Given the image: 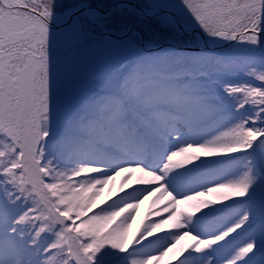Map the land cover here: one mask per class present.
I'll list each match as a JSON object with an SVG mask.
<instances>
[{
    "label": "trees",
    "instance_id": "trees-1",
    "mask_svg": "<svg viewBox=\"0 0 264 264\" xmlns=\"http://www.w3.org/2000/svg\"><path fill=\"white\" fill-rule=\"evenodd\" d=\"M24 1L36 10L45 7L65 14L80 0ZM88 1L105 10L118 0ZM131 1L150 5L148 0ZM160 2L158 6L172 9L182 22L197 26L205 35L221 29L240 31L264 7V0ZM0 9L52 30L34 15L5 7L1 1ZM110 12L112 15L105 21L110 29L119 32L135 27L143 36L144 51L115 63L114 70L111 68L112 75L120 76L128 103L111 86L82 82V90L89 96L77 102L74 99L54 111V117L62 124L61 131L42 117L59 94L61 83L46 98L42 88L54 64L63 57L65 39L48 35L45 40L34 41L0 31V57L40 52L42 61L32 84V106L20 110L23 120H19L16 108L12 109V130L7 117L0 119V213L5 218L6 205L19 204L17 217L25 216L13 226L27 231L18 247L12 240L3 242L6 253L16 264H75L66 249H48V244H42L44 234L33 225L39 211L27 213L24 204L31 191L52 217L55 213L49 205L56 208L57 201H62L58 210L77 218L74 226L84 229L86 236L81 244L91 248V256L106 257L117 242L121 254L112 264L169 263L178 249L158 228L155 213L148 207L132 243L125 249L139 213L138 206L126 196L130 177L121 170L123 158L116 152L140 148L138 129L146 134L155 131L142 115V103L162 125L178 129L175 140L185 147L167 157L166 169L175 170L170 181H175L181 170L199 169L196 191L187 196L184 204L198 211V216L191 214L195 230L199 231L200 219L207 218L201 235L211 241L206 243L204 258L211 264H264V51L259 52L264 35L253 45L199 49L195 48L197 40L193 35L179 34L167 21V27L162 28L159 16L139 15L128 5H118ZM46 17L55 20L50 14ZM58 31L66 32V25ZM131 31L134 30L128 34ZM49 50L58 51L52 53L51 61L46 58ZM120 138L122 146L117 144ZM189 144L191 148L187 147ZM32 169L47 190L33 176ZM107 173L117 176L106 180ZM91 198L93 204L98 203L97 208L112 215L106 225L94 220L96 209L77 217L79 206ZM24 251L29 253L26 259L21 257ZM173 264L195 263L184 257Z\"/></svg>",
    "mask_w": 264,
    "mask_h": 264
},
{
    "label": "rangeland",
    "instance_id": "rangeland-1",
    "mask_svg": "<svg viewBox=\"0 0 264 264\" xmlns=\"http://www.w3.org/2000/svg\"><path fill=\"white\" fill-rule=\"evenodd\" d=\"M150 5H160L162 4L160 0H148ZM262 10V9H261ZM262 19L260 23H264ZM259 21V20H258ZM0 31H3L6 35H19V37H31L34 41L46 39V36L57 35L60 38L65 39V31L58 30H47L41 26L37 21L21 16L10 15L7 12L0 9ZM235 31V30H230ZM264 35V34H263ZM259 36L256 37L255 33H251L247 36L239 39L240 44H252L258 40ZM264 51V44L259 52ZM58 52L57 50H49L46 54L47 61H51L53 56L52 53ZM63 57L60 58L53 66L51 74L47 77L45 83L43 84V98L50 96L53 92L57 91L59 83H61V88H59V94L51 100L46 111L43 113V119H45L52 128H55L57 131L62 130V124L59 123L57 117H54V111L59 107L66 105L70 102L69 94V74L68 66L66 63V50L61 51ZM30 54H25L24 56H7L0 57V119L5 120L9 123L11 130L13 129L12 125V109L16 108V112L19 115V120H23L21 116V108H28L32 106V84H35V76L39 73L38 69L40 66V60L38 58H32L28 62V57ZM4 61V62H3ZM42 62V61H41ZM98 68L97 70H99ZM97 70H84L83 79L78 83L76 88L80 90L81 83L85 82V78L90 81L92 84L97 85H106L112 84L114 82L111 79H108V82H105L106 73L104 71ZM97 71L100 73L96 75L93 73ZM110 78V77H108ZM107 79V78H106ZM88 81V82H89ZM84 84V83H83ZM58 93V92H57ZM86 97V93H80L75 95V100L80 101V97ZM27 118H29V111L26 109ZM54 117V120H53ZM30 119V118H29ZM175 132V129L170 126L166 129H161L159 134H155L152 139L144 141V144L147 146L144 147L147 157H144V151L138 153H130L125 155L128 164L122 162L124 166L122 168L125 173L130 175V186L128 187L126 193L130 201L134 202L138 206L139 221L143 219L142 212L146 206H149L150 209H153L155 212V221L161 230L166 231L167 234L173 239V242L179 247V251L182 254L190 255L194 257L198 264H210L208 262L202 261L200 255H194L191 252L199 248L203 251L205 249L204 240L205 238L197 236L195 233V227L191 225L188 218L193 219L191 215L194 213L195 208L191 206H186L184 200L190 194H193L196 190V184L194 175L195 171L191 170L189 175H192L187 179L186 170H181V176L174 182L169 181V175L173 173V170L165 169L162 165L165 162V158L169 151L182 149L176 144L173 140H169L168 135ZM114 178L112 174H108L107 179ZM173 187V188H171ZM194 195V194H193ZM28 205L35 207L38 202H36L35 196L28 191L25 197ZM36 200V201H35ZM93 200L91 199L88 202L83 203L79 206L77 211L87 210L92 204ZM42 208L40 215L47 213L45 207L42 204H39ZM194 209V211H192ZM210 210V207L208 208ZM10 212H13L12 209H9ZM191 211V213H190ZM43 220L46 219V215L41 216ZM111 219V214L107 211L97 208L95 210L94 220L101 226L106 225ZM202 227L204 224L203 219H200ZM52 229V228H51ZM54 231L49 232L47 237L52 239L51 247H56L57 249L65 246L67 240V234L59 231V227H53ZM189 230V231H188ZM78 235L83 236L81 229H78ZM3 238L13 237L15 241L19 238V233L16 229L10 233L0 235ZM71 244L73 248L79 249V241L71 236ZM119 243H115L109 249V252H116L119 248ZM27 253H23V257H26ZM83 264H88L90 261L82 254ZM0 262L1 264H13L14 261H8L3 258V248L0 246Z\"/></svg>",
    "mask_w": 264,
    "mask_h": 264
},
{
    "label": "snow or ice",
    "instance_id": "snow-or-ice-1",
    "mask_svg": "<svg viewBox=\"0 0 264 264\" xmlns=\"http://www.w3.org/2000/svg\"><path fill=\"white\" fill-rule=\"evenodd\" d=\"M88 11L74 15L79 8L73 9L66 19L65 50L69 74L70 102L75 99V90L83 79L84 70H96L110 63H119L138 56L144 49L141 47L143 36L139 31L128 29L116 31L110 29L105 21L111 12L97 11L91 4L82 5ZM126 7V5H121ZM135 9H133L134 11ZM163 11V9H160ZM153 13H149L152 15ZM81 17L88 19L82 20ZM161 27L166 28L170 17L159 16ZM152 45H149L151 47Z\"/></svg>",
    "mask_w": 264,
    "mask_h": 264
},
{
    "label": "water",
    "instance_id": "water-1",
    "mask_svg": "<svg viewBox=\"0 0 264 264\" xmlns=\"http://www.w3.org/2000/svg\"><path fill=\"white\" fill-rule=\"evenodd\" d=\"M11 1L13 2L14 5L19 6V7H21L24 10H27V8H25L22 5H20L16 0H11ZM126 3L132 5L134 8L138 9L140 11V13L146 14V12L143 9V7H140L137 4L132 3V2H126ZM114 5H117V3H115ZM77 8H79L78 12H80L82 10H88L87 8L81 7L80 4L74 7V9H77ZM78 12L73 13V9H72L69 13H73L75 15ZM69 13L62 18L61 22L52 23L51 25L57 27V26H60L61 24L65 23L66 19L69 18ZM151 13H153L152 15L165 13L167 15L173 16L174 20H175V25L174 26L176 27V29L178 31H180L179 29H181V23H180L178 17L175 14H173L172 12L167 11V10L160 11V9H156V11L151 12ZM182 31H184L183 33H190V34L195 33L196 35L201 36L203 38V40H204V43H203L202 46H204L206 48H216V46L212 45L211 42H217L218 43L221 35L223 34V33H220V34H217V35H215L213 37H206L201 32H199L197 29H195L193 32L192 31H185V30L181 29L180 32H182ZM250 31H255L258 34H260L262 32L261 30H254L253 28L248 27V28L244 29V31L235 34L234 37H231L226 42H234L236 37H238L240 35H243L244 33L250 32Z\"/></svg>",
    "mask_w": 264,
    "mask_h": 264
}]
</instances>
